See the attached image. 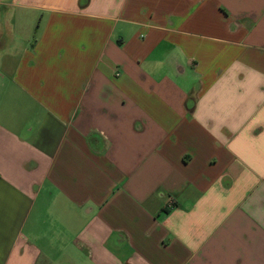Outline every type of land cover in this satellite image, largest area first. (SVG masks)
<instances>
[{
	"label": "crops",
	"instance_id": "crops-1",
	"mask_svg": "<svg viewBox=\"0 0 264 264\" xmlns=\"http://www.w3.org/2000/svg\"><path fill=\"white\" fill-rule=\"evenodd\" d=\"M0 264H264V0H0Z\"/></svg>",
	"mask_w": 264,
	"mask_h": 264
},
{
	"label": "built area",
	"instance_id": "built-area-1",
	"mask_svg": "<svg viewBox=\"0 0 264 264\" xmlns=\"http://www.w3.org/2000/svg\"><path fill=\"white\" fill-rule=\"evenodd\" d=\"M173 205H174V203H173V202H170L169 207H170V208H173Z\"/></svg>",
	"mask_w": 264,
	"mask_h": 264
}]
</instances>
